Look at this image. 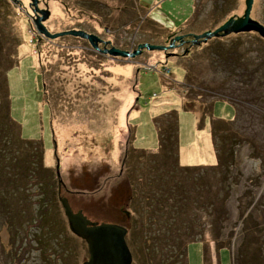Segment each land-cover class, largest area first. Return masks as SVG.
<instances>
[{"label":"rangeland","instance_id":"rangeland-1","mask_svg":"<svg viewBox=\"0 0 264 264\" xmlns=\"http://www.w3.org/2000/svg\"><path fill=\"white\" fill-rule=\"evenodd\" d=\"M36 4L48 10L43 21L48 31L83 28L125 49L141 42L160 44L171 31L191 35L212 30L227 17L241 15L244 7L243 0H37ZM29 6L28 0H0V82L5 78L9 106L7 117L2 113L0 121V169L6 178L12 175L10 162L16 163L20 154L17 139L10 142L16 134L32 139L33 151L40 144L46 168L27 189L0 176L8 200L0 202V208L11 210L0 213V264L13 260L15 250L21 254L19 264H44L52 253L43 257L40 250L58 252L59 243L66 246L62 253L69 254L72 264H81L87 256L85 243L69 230L58 195L92 222L128 227L135 218L129 202L141 191L136 179L143 171L142 159L128 153L122 163L120 141L133 126L134 146L155 152V121L172 112L177 165H213L210 130L208 136L196 130L201 110L203 119L208 114L212 119L231 118L229 125L240 137L226 170L201 172L203 197L214 199L217 191V200L198 207L193 222L201 227L202 237L186 243L185 264H202L205 247L209 264H233L246 234L242 225L258 236L264 255V39L243 31L189 44L179 55L142 48L132 57L109 58L70 34L53 38L37 34ZM249 17L264 26V0L251 1ZM129 62L136 63L130 81L118 84L119 78L106 72L109 65L124 69ZM118 85L120 92H113ZM187 140H192L190 145H184ZM221 174L218 189L215 180ZM26 191L36 194L25 196ZM23 200L30 207H23ZM239 207L244 208L242 215ZM34 219L40 223H30L24 234V224ZM124 240L132 251L126 235ZM217 241H225L226 247L216 251ZM20 244L26 246L23 251ZM132 258L131 264H140Z\"/></svg>","mask_w":264,"mask_h":264},{"label":"trees","instance_id":"trees-1","mask_svg":"<svg viewBox=\"0 0 264 264\" xmlns=\"http://www.w3.org/2000/svg\"><path fill=\"white\" fill-rule=\"evenodd\" d=\"M7 88L6 80L2 78L0 82V121L4 118L2 113L7 117L9 109ZM201 112H203V115L198 116V127L203 125L204 110H201ZM207 112L206 110L205 113ZM7 120H10V118ZM229 121L230 120L222 118L209 119V130L212 136L216 160L213 165L204 167L177 165L174 148L172 146L175 141V137L172 134L176 131V115L172 112H168L165 117H159L155 121L158 134V150L155 152L146 151L142 148L130 145L133 135L132 133H128L124 146L125 155L123 154L122 163L128 153H131L129 154L131 157L136 154V157L139 158L138 160L142 159L140 162L142 164V170L144 171H142L141 175L136 179V182L140 184L139 189L141 191H138L139 197L135 196V198L133 197L129 202V206L132 210V217L135 218L129 221L126 231V241L129 249L130 247L132 248L130 252L135 261L140 260V264H185L184 255L186 243L202 237L201 227L193 222V219L197 217L196 212L198 207L200 208L206 203L211 204V202L217 200L215 194L217 191L214 193V199H212L213 195L208 199L203 197L205 195L203 190L205 184L201 172L203 170H210V172L212 171L214 174H219L222 168L226 170L227 165L232 159L233 147L240 137L238 133L230 127ZM15 139H17V142L20 144V154L17 155V164L10 162L13 169H10L12 175H8V177L12 179V185L19 184L20 188L23 187L27 189L30 184L36 183L38 171H43L46 168V166H42L41 163L40 151L42 148L40 144H37L34 145L37 151H33L34 149H32V145H30L33 140L19 138L17 134L13 139L11 137L10 142L13 143ZM7 142L6 144H8ZM150 162L153 169L148 170V163ZM35 164L37 166H35ZM196 171H198V173H195ZM1 174L6 178L5 173L0 169V176ZM44 176L47 177L46 174H44ZM222 180V174L217 181L215 180V185L218 186V189L221 186ZM34 194L36 193L33 191L25 192V196H32ZM152 198L154 201L153 205ZM223 198L222 196L221 199ZM23 199L25 198L23 197ZM17 201L18 200L14 202ZM40 201V199H37L35 202L39 204ZM0 202H8L7 197L2 194L1 188ZM35 202L31 201L30 204ZM25 205L30 207L29 203L23 200V207ZM41 206L45 208L44 203H42ZM1 209L2 208H0V213L3 212V214L10 213L11 211H9L8 207L7 209L6 207L5 209ZM23 210L26 211L25 208H23ZM243 211L244 208L239 207L240 215H242ZM217 212L220 213L219 210H217ZM30 223L36 226V224L40 223V219H34L32 222L25 223L22 228L24 234H26L27 226H29ZM242 228L244 231L243 235L246 234L241 238L240 248L233 264H264V255L260 253L259 248L260 239L254 234L253 230H249L248 227L245 228L244 225H242ZM212 237L211 240H214V238H217V235L215 234ZM224 242H216V251L223 246L226 247ZM38 245L39 246L34 248L38 249L40 244ZM19 246L21 251L26 248V246H22L21 244ZM59 246L60 250L58 252H51L45 249L40 250V255L43 257H47V255L52 253V259L49 262L46 260L44 264H72V260L68 259L69 254L62 253L63 250H66V246L60 243ZM205 251L206 247L202 251V264H209L208 255ZM19 254L18 250L14 251L13 260L9 261L10 264H19Z\"/></svg>","mask_w":264,"mask_h":264},{"label":"water","instance_id":"water-1","mask_svg":"<svg viewBox=\"0 0 264 264\" xmlns=\"http://www.w3.org/2000/svg\"><path fill=\"white\" fill-rule=\"evenodd\" d=\"M251 1L252 0H243L244 7L241 15L227 17L212 30H204L197 34H191L189 43L193 44L204 41L209 37L223 36L228 33L243 31H253L264 39V26L255 19L249 17ZM36 3L37 0H28V4L36 14L32 21L39 34L47 38H53L62 34L78 36L79 38L85 39L94 50H98L97 43L101 40L92 32H86L81 29H66L50 33L41 22L47 17L48 10L46 7L37 8ZM181 36L182 35H176L173 37V40H182ZM168 46L169 44L164 46L161 44L141 42L137 43L135 48L130 51L114 46L101 49L100 51L111 56L132 57L134 54H138L142 48L163 50ZM54 168L55 176H58L57 161L55 162ZM58 182L60 183L59 179ZM57 199L63 215L66 218L69 230L74 235L80 237L85 243L87 256L81 264H131L130 252L124 240L126 229L123 225L110 222H92L87 219L79 209L73 211L69 207L65 197L58 195Z\"/></svg>","mask_w":264,"mask_h":264},{"label":"flooded vegetation","instance_id":"flooded-vegetation-1","mask_svg":"<svg viewBox=\"0 0 264 264\" xmlns=\"http://www.w3.org/2000/svg\"><path fill=\"white\" fill-rule=\"evenodd\" d=\"M37 5V4H36ZM30 7V9L33 11V9H32V7L31 6H29ZM37 8H41V7H37ZM36 14H35V12L33 11V13H32V15H31V19H33L34 18V16H35ZM48 16V15H47ZM47 18V17H46ZM45 18V19H46ZM44 19V20H45ZM44 20H42L41 22H42V24H43V21ZM261 24V23H260ZM44 25V24H43ZM67 29H81V30H84V31H86L85 29H83V28H74V27H70V28H67ZM102 29L105 31L104 33H102V34H105L106 33V31H107V29H106V27H104V26H102ZM63 30H66V29H63ZM59 31H61V30H59ZM50 32V31H49ZM55 32H57V31H55ZM86 32H89V31H86ZM50 33H52V32H50ZM37 34H39V33H37ZM39 35H41V34H39ZM39 35H36L37 37L36 38H39L38 36ZM176 35H182L181 37V39L182 40H173V37L174 36H176ZM73 36V35H72ZM99 38H100V42H98L97 43V47H98V50H94V49H91L93 52L95 51V52H98L99 54H101V56H106V57H109V58H117V56H111V55H108V54H106V53H104V52H101L100 50L101 49H106V48H109L110 46H114V47H117V48H119L118 46H116L114 43H112V41H111V39H109V38H104L103 36H99V35H97ZM74 37H78V36H74ZM79 38V37H78ZM80 39H83V38H80ZM191 39V35L188 33V32H182V33H178L177 34V32H173V31H171L169 34H166L165 36H164V38H163V40H162V42L160 43L161 45H164V46H167L168 44H169V46L166 48V49H163V50H160V51H162L164 54H165V56L166 55H179L181 52L182 53H184L187 49V46L190 44L189 43V40ZM85 40V39H84ZM86 41V40H85ZM108 41V42H107ZM87 42V41H86ZM88 44V43H87ZM89 45V44H88ZM120 49H125V48H120ZM130 49H131V47H127L126 48V50H129L130 51ZM176 49H181V51L178 53L177 51H175ZM181 53V54H182ZM124 213H125V215H127L126 214V211H124ZM110 223H112V222H110ZM125 229H126V231H127V228L125 227ZM126 231H125V234H124V236L126 235Z\"/></svg>","mask_w":264,"mask_h":264},{"label":"crops","instance_id":"crops-1","mask_svg":"<svg viewBox=\"0 0 264 264\" xmlns=\"http://www.w3.org/2000/svg\"><path fill=\"white\" fill-rule=\"evenodd\" d=\"M132 68L133 69H135L136 68V63H131V62H129L128 64H126L125 66H124V69H120L119 67H110V65L106 68V72L107 73H109V74H111V75H116L118 78H119V80H117V81H115V82H117L118 84L119 83H123L125 80L127 81H130L131 79H132ZM102 77H104V76H102ZM104 79H105V77L104 78H102L101 79V81L102 82H104L105 83V81H104ZM108 79V78H107ZM130 87H131V90L133 91V87H132V84L130 85ZM112 89H114L113 90V92H117V93H119L120 92V90H119V85L118 86H115V87H113ZM212 107V106H211ZM232 117V116H231ZM211 118H213L210 114H208V116L204 119V121H203V125L201 126V127H199V128H201V129H198V127L195 125V127H193V129H195L196 127H197V131H199L200 130V132L201 133H203V134H207V136L209 135V119H211ZM232 119H233V117H232ZM228 120H231V118L230 119H228ZM195 122H197V120H196V118H195ZM123 123H125V122H123ZM193 123H194V121H193ZM195 124V123H194ZM206 124H208V125H206ZM124 126H125V128L127 129V126H126V123L124 124ZM128 131H129V129H127ZM155 130V132H156V128L154 129ZM128 131L126 132V134L128 133ZM134 132H135V127L133 126V129L132 130H130V132L129 133H132V135H133V138H132V140L130 141V145H132V146H134V143H133V139H134ZM126 134H123L122 135V138H124V141H123V139H122V141H120V142H122V144H123V151H124V146H125V144H126V138H127V136L128 135H126ZM125 135V137H123ZM148 135H149V131H148ZM148 138H149V136H147ZM191 142H192V140H187L186 142H184V145H190L191 144ZM156 146H157V142H156ZM135 147V146H134ZM142 149H144V150H146V151H148L146 148H142ZM149 149V148H148ZM149 150H151V149H149ZM98 158V157H97ZM102 159V158H101ZM216 160V159H215ZM199 162H201V159H200V161ZM215 163V162H214ZM110 165L108 164V167H109Z\"/></svg>","mask_w":264,"mask_h":264}]
</instances>
